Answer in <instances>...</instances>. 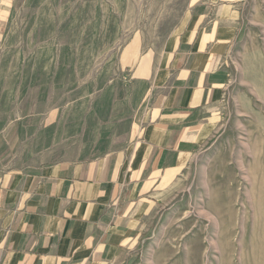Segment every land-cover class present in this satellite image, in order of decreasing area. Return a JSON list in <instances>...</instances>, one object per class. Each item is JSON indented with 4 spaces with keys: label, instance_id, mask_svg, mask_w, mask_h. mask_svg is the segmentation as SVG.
Instances as JSON below:
<instances>
[{
    "label": "crops",
    "instance_id": "obj_1",
    "mask_svg": "<svg viewBox=\"0 0 264 264\" xmlns=\"http://www.w3.org/2000/svg\"><path fill=\"white\" fill-rule=\"evenodd\" d=\"M13 3L0 0V54L13 48ZM202 5L159 50H141L136 39L123 46L106 100L84 101V141L62 155L65 109L51 77L29 82L30 64L0 66V264L134 263L167 208V188L215 130L218 62L241 12ZM29 128L46 140L20 148Z\"/></svg>",
    "mask_w": 264,
    "mask_h": 264
},
{
    "label": "rangeland",
    "instance_id": "obj_2",
    "mask_svg": "<svg viewBox=\"0 0 264 264\" xmlns=\"http://www.w3.org/2000/svg\"><path fill=\"white\" fill-rule=\"evenodd\" d=\"M205 2H223L241 12L237 38L218 62L224 87L210 113L215 130L167 188V208L157 213L131 264H264V0L13 3L8 32L13 48L2 50L0 66L11 59L14 66L30 64L29 82L51 77L55 99L59 96L65 109L58 138L62 155L84 141L77 135L84 126V101L99 106L106 100L123 46L136 39L141 50H159L191 13L203 11ZM80 108L79 119L69 120ZM28 134L17 146L46 140L34 129Z\"/></svg>",
    "mask_w": 264,
    "mask_h": 264
}]
</instances>
